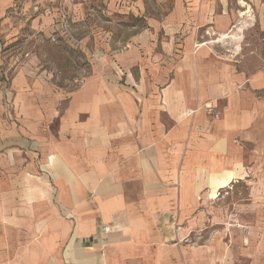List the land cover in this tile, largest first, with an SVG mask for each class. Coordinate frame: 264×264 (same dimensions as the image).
I'll use <instances>...</instances> for the list:
<instances>
[{
	"label": "crops",
	"instance_id": "1",
	"mask_svg": "<svg viewBox=\"0 0 264 264\" xmlns=\"http://www.w3.org/2000/svg\"><path fill=\"white\" fill-rule=\"evenodd\" d=\"M157 2L171 10L115 54L119 72L70 94L25 71L0 83V264L217 263L199 242L213 201L264 169V56L259 39L210 43L241 35L246 0Z\"/></svg>",
	"mask_w": 264,
	"mask_h": 264
},
{
	"label": "rangeland",
	"instance_id": "2",
	"mask_svg": "<svg viewBox=\"0 0 264 264\" xmlns=\"http://www.w3.org/2000/svg\"><path fill=\"white\" fill-rule=\"evenodd\" d=\"M246 1L254 21L240 13L237 32L249 26L239 53L248 52L259 39L264 56V0ZM170 10L171 2L159 5L157 0H16L4 26L0 21L1 87L9 91L13 77L25 71L30 81L70 94L98 66H112L117 72L115 54L131 47L134 34L147 28L148 18L162 20ZM239 36L231 33L235 46ZM219 195L213 201L217 216L203 227L199 242L217 251L216 264H264V169Z\"/></svg>",
	"mask_w": 264,
	"mask_h": 264
},
{
	"label": "bare ground",
	"instance_id": "3",
	"mask_svg": "<svg viewBox=\"0 0 264 264\" xmlns=\"http://www.w3.org/2000/svg\"><path fill=\"white\" fill-rule=\"evenodd\" d=\"M242 5L243 6H246V4L244 2L242 3ZM251 12H252V10L249 7L247 10H245V12H241V15H242V17H245V19H252V21H254V19H253L254 17L252 16L253 13L251 14ZM238 26H240V25H238ZM238 26L235 28V30H237ZM248 26L247 25L244 26L243 30L240 31L241 32V35L239 36L240 37V40L243 39L244 30L246 28H248ZM231 33L232 32H230L229 34H226L225 39L220 40V37H219V42H221V43L228 42V44H229V52L233 51L234 50L233 47L235 46V44L231 42V40L232 41L235 40V39H231Z\"/></svg>",
	"mask_w": 264,
	"mask_h": 264
},
{
	"label": "built area",
	"instance_id": "4",
	"mask_svg": "<svg viewBox=\"0 0 264 264\" xmlns=\"http://www.w3.org/2000/svg\"><path fill=\"white\" fill-rule=\"evenodd\" d=\"M73 1H75V2H92V1H94V0H73ZM209 36H214L215 37V34L214 33H208V32H206ZM210 43H217V44H220L221 42H219V37H215V39L214 40H212V41H210ZM226 45H228V44H226ZM102 232H103V235L104 236H106V235H108L110 232H111V227L110 226H103L102 227Z\"/></svg>",
	"mask_w": 264,
	"mask_h": 264
}]
</instances>
